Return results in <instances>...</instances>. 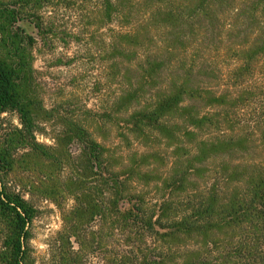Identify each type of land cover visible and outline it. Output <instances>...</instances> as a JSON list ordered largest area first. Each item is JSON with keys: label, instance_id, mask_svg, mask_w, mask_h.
<instances>
[{"label": "trees", "instance_id": "obj_1", "mask_svg": "<svg viewBox=\"0 0 264 264\" xmlns=\"http://www.w3.org/2000/svg\"><path fill=\"white\" fill-rule=\"evenodd\" d=\"M251 1L264 18V0ZM189 2L0 0V264H31L35 209L10 177L20 152L50 156L36 141L42 130L56 134L49 148L73 201L55 202L53 259L98 249L104 264H264V46L233 52L217 86L193 84L197 56L179 25L207 19L212 0ZM94 23L103 30L96 56ZM74 43L75 56L58 51ZM38 47L49 69L76 66L78 85L98 65L99 111L44 107ZM72 140L78 151L63 158Z\"/></svg>", "mask_w": 264, "mask_h": 264}, {"label": "rangeland", "instance_id": "obj_2", "mask_svg": "<svg viewBox=\"0 0 264 264\" xmlns=\"http://www.w3.org/2000/svg\"><path fill=\"white\" fill-rule=\"evenodd\" d=\"M190 1L188 5L193 7L197 0ZM235 8L238 11H235ZM257 8L259 7L253 5L251 0H212V4L204 12V14L209 12L208 18H212L211 21L203 17L204 15H200L199 18L189 19L187 22L183 21V24L179 25L181 26L179 27L181 37L186 40V43L192 42L189 47L194 49L197 56L191 79L193 84L217 86L220 83L221 70L225 68L224 63L231 66L235 64L236 56L233 52H236L239 48L244 49L249 46L257 48L264 46L262 43L264 40V18L257 13ZM186 10L187 8L184 11ZM196 20L199 22V26ZM19 24L27 33L34 32L32 25L27 21H21ZM91 27L94 30V37L90 47L92 53L96 56L103 30L98 23H94ZM194 41L197 42L194 43ZM208 48L212 50V58L210 61L205 62ZM39 50L40 47L35 49L34 68L37 70V77L43 78L47 84L41 87L44 107L53 109L59 102L73 101L77 102L78 108L81 110L86 106L99 111L103 104L102 94H104V91L99 89L102 76L98 65L90 68L89 72H85L86 78L78 85L75 78H77L76 76H78L80 70L76 66H61L49 69L46 64L48 58ZM79 50L84 52V48L80 47ZM58 51L62 53V56L68 57H73L78 53L75 43L67 48L62 45L58 48ZM187 53L188 51L184 53L185 63L189 61ZM210 69H212V73H210ZM74 82L76 84H73ZM111 86L112 89L115 88L113 84ZM69 94H73V96H68ZM5 118L14 124L18 123L16 116L13 114H8ZM55 136L54 130H42L41 133L36 134V141L45 146L46 150L48 149L50 156L48 157L37 151L32 152L27 157L23 156V152L27 151L20 152L21 156L17 159L10 177L17 186V190H20L35 209V216L29 226L31 234L29 241L31 248L30 262L31 264H104L99 254H97L98 249H94V253L88 254L86 258L79 257L75 262L60 263L58 259H53L51 256L53 238L62 228L61 213L55 202L60 200L59 197L61 196L65 208L73 204L71 193L66 189H62V183H66L67 174L63 175L64 172L60 171L59 160L49 148L54 146L55 141L53 138ZM77 151V142L72 140L69 143L68 141L62 150V157L68 159L69 154L74 155ZM52 172H54L56 178L47 181V188L43 187L41 184L43 181L42 175ZM66 188H69V185H66ZM63 190L67 192L65 193Z\"/></svg>", "mask_w": 264, "mask_h": 264}]
</instances>
